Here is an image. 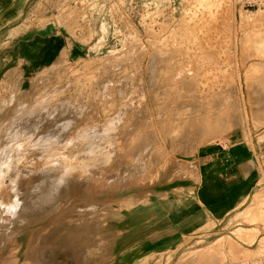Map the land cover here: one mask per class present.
Segmentation results:
<instances>
[{
  "label": "rangeland",
  "instance_id": "1",
  "mask_svg": "<svg viewBox=\"0 0 264 264\" xmlns=\"http://www.w3.org/2000/svg\"><path fill=\"white\" fill-rule=\"evenodd\" d=\"M16 28L18 37L2 48ZM32 47L45 55L38 66ZM15 67L20 76L8 72ZM54 70L58 79L51 78ZM16 90L29 100L23 110ZM0 92V188L7 189L0 191V264H264L263 166L253 193L226 218L165 241L158 229L169 226L156 220L166 215L171 188L195 177L208 147L249 135L264 140V6L0 0ZM63 97L80 101L79 118L62 117L70 109ZM50 123L55 126L45 128ZM188 131L196 136H185ZM22 141L50 146L28 153L17 150ZM51 155L73 162L66 171L89 178L84 188L105 216L83 240L70 234L77 247L36 251L32 257L41 261L32 263L30 238L57 218L30 229L15 218L19 203L12 199L25 194L29 175L22 162L9 166L20 157L37 164ZM135 162L137 174L128 171L131 180L121 183L124 167ZM208 249L212 255L191 259Z\"/></svg>",
  "mask_w": 264,
  "mask_h": 264
},
{
  "label": "bare ground",
  "instance_id": "2",
  "mask_svg": "<svg viewBox=\"0 0 264 264\" xmlns=\"http://www.w3.org/2000/svg\"><path fill=\"white\" fill-rule=\"evenodd\" d=\"M209 1V0H201V2ZM220 1V0H219ZM233 3L236 4L235 0H232ZM20 33V29L16 28L10 30L4 37L2 41L1 47L8 48L12 42L18 37ZM27 51V49H26ZM31 52H34V57L31 55V61L33 65L38 66L44 60L45 55H35L38 51L36 47H32L30 49ZM21 69L13 68L8 71L13 76H20ZM60 72L54 70L50 75L51 78L58 79L60 77ZM245 80L249 82V74H245ZM43 80H39L41 84ZM67 89V88H65ZM55 92V91H54ZM4 92L3 94H5ZM55 94L57 96L61 95ZM17 97L16 103H18V109H25L26 104L29 102L27 95L25 92L16 90L15 93H12ZM60 97V96H59ZM63 105H69L70 109L62 114L63 118L72 117L79 118L77 112L83 110L78 107L81 105L80 101H71L68 97H63ZM2 94L0 92V102L2 101ZM76 104L77 110L75 111L74 105ZM79 108V109H78ZM4 110L2 106H0V113ZM180 116L185 115L184 112H179ZM2 116L0 115V118ZM245 120V119H244ZM55 123H50L45 128H53ZM86 133V132H85ZM84 133V134H85ZM195 132L188 131L185 133V136L195 137ZM72 136H79L81 133L71 134ZM235 135V134H234ZM250 135L246 140H250ZM20 142V145L17 150L31 153L33 152L32 147L39 152V146H43L46 151L50 145L48 142L35 143L32 141L30 144ZM72 142V141H71ZM57 155V154H56ZM56 155H51L46 157L43 161L37 162V164L31 163L25 157L17 158L14 166H9L10 168H19L18 163L22 169V171L29 175L27 191L23 196H13L14 204L19 203V210L15 213V218H20L22 223L28 225V229H30L31 224H35L37 222L42 221L43 219L52 216V218H57L51 224H49L46 230H43L42 233H34L28 242V249L26 253H29L27 256V260L29 262H39L41 258L35 254L32 257L33 253L38 251H42L43 249H54L59 247L62 244H66L70 248L77 247L76 243L70 241V234L72 236L80 235L79 241L83 240V236L81 235L83 232L88 231L90 228L98 225L100 222L104 220L105 214L103 213V205L102 203H93L92 195L89 191L85 190V186L89 182V178L87 176L80 175L78 171H66L65 168H69L72 161H66L65 159L60 158V161L56 158ZM30 156V155H29ZM27 156L28 158H30ZM11 159L10 161H12ZM9 161V162H10ZM8 162V160L6 161ZM136 162L129 167H124V172L120 177L121 183H126L131 180V176L126 175L128 171L137 174L135 170ZM76 167L85 168L84 164H77ZM74 173L80 175L76 176ZM87 172H85L86 174ZM3 174V173H0ZM134 185H138L137 180L134 182ZM0 191L7 192V189L0 188ZM6 198L5 200H7ZM41 231V230H40ZM39 231V232H40ZM237 238H242V232L237 233ZM218 243H221L218 241ZM264 243V241H262ZM3 242L0 240V253L2 250ZM219 247V246H218ZM216 247V248H218ZM40 249V250H39ZM213 249V248H212ZM213 250H206L205 252L194 253L191 256V259L194 260H202L205 257L212 255ZM32 259V260H30Z\"/></svg>",
  "mask_w": 264,
  "mask_h": 264
},
{
  "label": "crops",
  "instance_id": "3",
  "mask_svg": "<svg viewBox=\"0 0 264 264\" xmlns=\"http://www.w3.org/2000/svg\"><path fill=\"white\" fill-rule=\"evenodd\" d=\"M48 44L51 45L45 41L44 47ZM60 47L61 44L57 48ZM43 50L48 53V48ZM256 136L207 148L200 158L204 161H198L195 177L168 193L172 202L167 203L166 215L159 214L156 219L169 226L158 229L161 240L222 220L244 203L256 188L264 167V140Z\"/></svg>",
  "mask_w": 264,
  "mask_h": 264
},
{
  "label": "built area",
  "instance_id": "4",
  "mask_svg": "<svg viewBox=\"0 0 264 264\" xmlns=\"http://www.w3.org/2000/svg\"><path fill=\"white\" fill-rule=\"evenodd\" d=\"M236 3L242 4L246 8H258L264 6V0H235Z\"/></svg>",
  "mask_w": 264,
  "mask_h": 264
}]
</instances>
